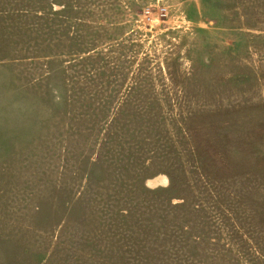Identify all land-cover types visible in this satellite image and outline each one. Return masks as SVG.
I'll use <instances>...</instances> for the list:
<instances>
[{
    "label": "rangeland",
    "instance_id": "374dc122",
    "mask_svg": "<svg viewBox=\"0 0 264 264\" xmlns=\"http://www.w3.org/2000/svg\"><path fill=\"white\" fill-rule=\"evenodd\" d=\"M0 264H264V0H0Z\"/></svg>",
    "mask_w": 264,
    "mask_h": 264
}]
</instances>
